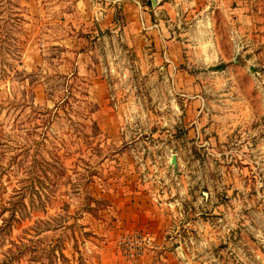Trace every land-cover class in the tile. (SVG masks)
<instances>
[{"label":"rangeland","instance_id":"1","mask_svg":"<svg viewBox=\"0 0 264 264\" xmlns=\"http://www.w3.org/2000/svg\"><path fill=\"white\" fill-rule=\"evenodd\" d=\"M106 2L0 0V264H264V0Z\"/></svg>","mask_w":264,"mask_h":264},{"label":"crops","instance_id":"2","mask_svg":"<svg viewBox=\"0 0 264 264\" xmlns=\"http://www.w3.org/2000/svg\"><path fill=\"white\" fill-rule=\"evenodd\" d=\"M106 1L107 2L105 3L104 8H101L103 13L101 11H97L98 13H100L99 18L101 20L105 19L103 23L102 22L98 23V28L102 30L104 26L107 27L110 25L111 29L112 28L124 29L123 30L124 39L126 40L129 47H135L137 49H141L140 47L146 45V43H144L143 41L144 40L143 37L145 35L141 34L140 31L141 27L137 19L139 8L134 3V0H106ZM227 1L228 0H158V4L156 6H152L151 0H145V2H143L144 4L143 16L146 24H149L152 21L151 18L156 16L158 17L167 16L170 21L176 19V22L169 23L170 25L169 27H166L164 24L162 25L160 22L159 25L161 26L160 27L158 26L155 29H162L161 30L162 33L158 31L157 32L148 31V37L152 35L151 40L154 41V43L156 44L157 46L156 49H158V51L160 50V48L167 46V44H169L167 50L170 51L171 43L170 41L164 39L163 36H165V33L163 29H168L174 26L179 27L180 24L186 22L189 13H193L195 12V10L197 11L198 14L202 13L203 15V13H207L208 17L211 18L212 17L210 15L212 11L211 9L215 7H221V5H224L223 6L224 8L226 7L225 3ZM117 10L120 16L122 17L121 20L125 21L124 24L122 25L109 23V21L112 22L113 19L112 17L115 16ZM237 10L240 11V8H236V11ZM223 11L224 13L226 12L224 9ZM97 12L94 11L95 15L98 14ZM198 26L202 28H208L209 23L207 22L204 23L203 21H199ZM207 43L210 45L208 40L204 41V45Z\"/></svg>","mask_w":264,"mask_h":264},{"label":"built area","instance_id":"3","mask_svg":"<svg viewBox=\"0 0 264 264\" xmlns=\"http://www.w3.org/2000/svg\"><path fill=\"white\" fill-rule=\"evenodd\" d=\"M255 1V0H252ZM134 3L138 6L139 10H138V20L140 23V27L144 30H146V28H151V27H157L158 23L153 24V25H146L145 20H144V16H143V11H144V6L142 3V0H134ZM100 16V13H98V15H96V17L98 18Z\"/></svg>","mask_w":264,"mask_h":264},{"label":"trees","instance_id":"4","mask_svg":"<svg viewBox=\"0 0 264 264\" xmlns=\"http://www.w3.org/2000/svg\"><path fill=\"white\" fill-rule=\"evenodd\" d=\"M221 68H222V65H215V66L210 67V69H212V70H217V69H221ZM15 202L16 203L14 205L17 204V201H15ZM14 205H13V207L11 209V212H10V221L11 220H15L16 215L19 214V213H20V216H21V211H19L20 209L17 210V206H14ZM16 220H18V218Z\"/></svg>","mask_w":264,"mask_h":264},{"label":"water","instance_id":"5","mask_svg":"<svg viewBox=\"0 0 264 264\" xmlns=\"http://www.w3.org/2000/svg\"><path fill=\"white\" fill-rule=\"evenodd\" d=\"M151 4H152V6H156L158 4V0H151ZM170 163L172 165H175L176 164V156L175 155H172L171 156Z\"/></svg>","mask_w":264,"mask_h":264},{"label":"bare ground","instance_id":"6","mask_svg":"<svg viewBox=\"0 0 264 264\" xmlns=\"http://www.w3.org/2000/svg\"><path fill=\"white\" fill-rule=\"evenodd\" d=\"M205 46H207V45L205 44Z\"/></svg>","mask_w":264,"mask_h":264}]
</instances>
